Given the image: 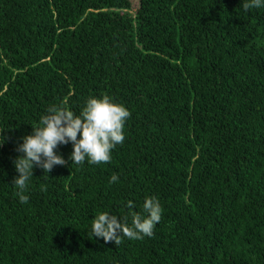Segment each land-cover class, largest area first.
I'll return each instance as SVG.
<instances>
[{
    "label": "trees",
    "instance_id": "16d2710c",
    "mask_svg": "<svg viewBox=\"0 0 264 264\" xmlns=\"http://www.w3.org/2000/svg\"><path fill=\"white\" fill-rule=\"evenodd\" d=\"M240 4L0 0V264H264V8ZM93 95L129 109L123 143L80 165L58 145L21 203L19 138ZM151 195L153 235L92 237L96 211L130 221Z\"/></svg>",
    "mask_w": 264,
    "mask_h": 264
},
{
    "label": "clouds",
    "instance_id": "9594fccd",
    "mask_svg": "<svg viewBox=\"0 0 264 264\" xmlns=\"http://www.w3.org/2000/svg\"><path fill=\"white\" fill-rule=\"evenodd\" d=\"M244 11L264 8V0H241ZM130 116L129 109L109 95L89 96L79 112H74L65 104H52L32 125L30 133L19 138L16 152L19 153L12 163L18 175L11 184L21 203L28 197L24 195L29 179L34 176V167L49 173L55 165L67 163L64 156L56 151L58 145L71 143L69 160L80 165L85 160L89 164L107 163L111 160V150L123 143L124 124ZM0 130L2 144L6 137ZM118 175L113 173L109 183L117 182ZM126 207L131 209L133 201L128 200ZM162 208L154 195L146 196L141 211L117 215L110 211H96L91 219L90 231L94 238L114 242L119 245L122 237L143 239L153 235V228L161 219Z\"/></svg>",
    "mask_w": 264,
    "mask_h": 264
},
{
    "label": "rangeland",
    "instance_id": "374dc122",
    "mask_svg": "<svg viewBox=\"0 0 264 264\" xmlns=\"http://www.w3.org/2000/svg\"><path fill=\"white\" fill-rule=\"evenodd\" d=\"M135 6H137V1H135Z\"/></svg>",
    "mask_w": 264,
    "mask_h": 264
}]
</instances>
